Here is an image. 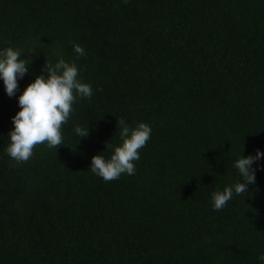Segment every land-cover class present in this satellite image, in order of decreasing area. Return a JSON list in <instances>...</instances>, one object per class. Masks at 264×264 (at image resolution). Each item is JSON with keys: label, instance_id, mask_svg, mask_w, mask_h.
<instances>
[{"label": "trees", "instance_id": "1", "mask_svg": "<svg viewBox=\"0 0 264 264\" xmlns=\"http://www.w3.org/2000/svg\"><path fill=\"white\" fill-rule=\"evenodd\" d=\"M9 46L31 63L14 96L0 79V264H262L264 157L248 193L220 211L211 195L264 153V0H0ZM57 53L93 96L62 146L17 163L18 97ZM120 118L151 138L134 175L106 182L89 166L121 143Z\"/></svg>", "mask_w": 264, "mask_h": 264}, {"label": "clouds", "instance_id": "2", "mask_svg": "<svg viewBox=\"0 0 264 264\" xmlns=\"http://www.w3.org/2000/svg\"><path fill=\"white\" fill-rule=\"evenodd\" d=\"M73 50L77 58L85 55V50L79 44H74ZM24 53L12 46L0 50V79L3 80L9 97L16 94L18 79H22L28 72L31 55L22 58ZM56 55L59 58L55 61L45 60L42 74L36 76L18 97L20 110L12 117L14 129L8 133L10 143L6 148L7 154L17 163L27 162L38 145L44 144L50 149L62 146V128L74 111L73 104L79 98L90 99L93 96L92 86L78 78L79 69L75 60L66 61L59 53ZM117 127L120 129L121 143L114 146L106 142V150L112 151L110 158H105L100 152L91 158L89 166L93 174L106 182L119 179L121 174L134 175V162L140 159L139 150L151 138L152 128L144 122H139L133 128L120 118ZM74 133L79 138H86L89 127L77 125ZM262 157L264 153L260 150L254 156L244 157L240 154L234 167L238 170L241 181L212 193L214 211L222 210L234 194L248 193L249 185L256 182V169L252 166ZM259 260L264 264V254L259 256Z\"/></svg>", "mask_w": 264, "mask_h": 264}]
</instances>
